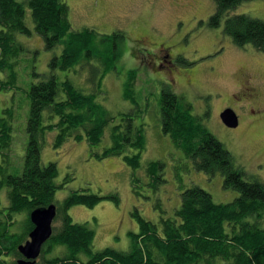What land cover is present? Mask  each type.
<instances>
[{
	"label": "trees",
	"instance_id": "16d2710c",
	"mask_svg": "<svg viewBox=\"0 0 264 264\" xmlns=\"http://www.w3.org/2000/svg\"><path fill=\"white\" fill-rule=\"evenodd\" d=\"M246 0H214L209 26L219 27L238 46L251 44L264 52V20L246 13L230 11ZM30 7L34 31L43 37L44 46L62 49L49 62V73L33 71L36 79L27 89L21 74L28 78L25 52L17 34L31 36L34 32L25 22L26 5ZM70 6L65 0H0V91L7 99L12 89L24 90L30 100L27 133L29 138L22 162L13 155V124L15 104L2 109L0 115V192L7 189L9 202L0 206V264H9L10 257H21L20 244L26 242L34 229L30 214L38 207L55 204V193L65 186L69 177L56 182L58 164H42V139L48 132L57 131L55 148L67 139H86L91 148L99 144L105 126L117 122V117L98 101L103 78L116 70L120 57L117 38L124 32L100 36V41H113L104 51L97 50L99 34L88 27L73 30ZM202 22V21H201ZM97 59L98 63L93 62ZM90 66L94 87L82 89L71 78L61 80L58 70L77 73ZM123 94L135 109L119 113V123L112 126L114 140L102 153L92 152L98 160L119 155L132 168L141 166L146 149L144 128L134 124L135 116L144 111L139 106L136 87L138 70L128 71ZM27 89V90H26ZM25 94V95H26ZM26 101V100H25ZM27 102V101H26ZM161 118L165 133L191 157L199 170L224 177V186L239 192L230 203L215 202L209 190L191 185L180 195L181 205L173 216H160L154 223L143 216L137 207L133 213L140 224L139 232H129L131 243L126 251L105 247L93 250L95 231L86 223L74 222L69 210L74 205L95 206L102 200H115L118 193L98 194L74 191L57 205L54 222L62 220L59 228L42 247L45 264H264V182L249 175L234 155L213 135L202 117L193 112V105L176 94L170 85L161 91ZM45 109L49 113L44 117ZM135 148L129 155L126 150ZM164 163L154 160L147 170L153 179L162 175ZM25 215L21 218L19 216ZM54 253V254H53ZM11 264H18L12 261Z\"/></svg>",
	"mask_w": 264,
	"mask_h": 264
},
{
	"label": "rangeland",
	"instance_id": "374dc122",
	"mask_svg": "<svg viewBox=\"0 0 264 264\" xmlns=\"http://www.w3.org/2000/svg\"><path fill=\"white\" fill-rule=\"evenodd\" d=\"M65 1L70 6L73 30L88 27L99 34L95 41L97 50L104 51L114 44L113 41L102 43L100 36L126 33L124 40H116L120 54L115 62L116 70L105 75L102 92L97 95L98 101L117 117V122L105 126L101 141L93 148L85 138L79 141L69 138L55 148L57 131L48 132L41 140L42 164H58V183L69 177L65 186L55 193V204L60 205L74 191L119 194V204L104 199L92 207L81 204L69 210L74 222L86 223L94 229L93 250L105 247L128 250L131 246L129 232L140 231V224L132 213L135 207L160 226V216L175 214L181 205L180 195L188 186L198 184L209 190L217 203H230L239 196L236 189L224 186L220 171L211 174L196 168L193 159L164 132L160 99L166 85L193 105V112L202 117L203 123L249 175L264 182V168H259L264 155V52L251 44H235L223 32V21L219 27L209 26L210 15L215 10L214 0ZM25 9V22L34 31L30 7L26 5ZM243 13L264 20V0H246L230 11L231 15ZM17 37L30 50L24 56L29 76L26 78L22 73L19 79L27 83L28 89L36 81L33 71L49 73V62L62 47L47 49L43 37L35 31L31 36L18 33ZM93 62L98 63V60L93 59ZM89 69L88 65L82 66L78 74L58 70V77L61 80L69 77L74 85L85 90V87H94ZM132 69L138 70L136 91L140 95L139 106L144 111L141 116H135L134 124L144 128L147 138L141 166L137 168L127 164L122 155L100 160L92 155L113 145L111 128L119 123V113L135 109V104L122 96L123 84ZM25 94L24 90L15 88L4 99L0 91V115L2 109L15 104L16 115L11 121L13 155L19 162L23 160L29 138L30 100ZM226 107L238 114L239 127L231 128L222 122L221 111ZM48 113L45 109L44 117ZM135 152V148L126 150L129 155ZM154 160L164 163L158 179H153L147 170ZM8 202L5 188L0 192V206L5 207ZM61 222V219L53 222V227L59 228ZM47 257L51 255L40 254L35 264H45ZM9 261L11 264L16 258L10 257Z\"/></svg>",
	"mask_w": 264,
	"mask_h": 264
},
{
	"label": "water",
	"instance_id": "95a60500",
	"mask_svg": "<svg viewBox=\"0 0 264 264\" xmlns=\"http://www.w3.org/2000/svg\"><path fill=\"white\" fill-rule=\"evenodd\" d=\"M221 120L231 128H237L239 125L238 114L231 107H227L221 112ZM56 215L57 206L55 204H49V207H38L31 212L30 218L34 229L29 233L28 240L18 247L22 255L16 260L18 264H35L37 262L43 245L50 240L53 234V222Z\"/></svg>",
	"mask_w": 264,
	"mask_h": 264
},
{
	"label": "flooded vegetation",
	"instance_id": "af4514ba",
	"mask_svg": "<svg viewBox=\"0 0 264 264\" xmlns=\"http://www.w3.org/2000/svg\"><path fill=\"white\" fill-rule=\"evenodd\" d=\"M170 62H172L171 60H170ZM173 63V62H172ZM227 108V107H226ZM226 108H224L223 110H225ZM233 109V108H232ZM222 110V111H223ZM221 111V112H222ZM240 125V124H239ZM239 125L237 126V127H239ZM264 154V153H263ZM262 155V154H261ZM264 168V155H262V157H261V162L259 163V168Z\"/></svg>",
	"mask_w": 264,
	"mask_h": 264
}]
</instances>
